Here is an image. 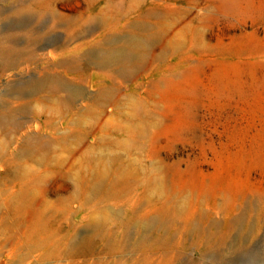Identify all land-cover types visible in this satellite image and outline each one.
I'll return each mask as SVG.
<instances>
[{"label":"rangeland","instance_id":"374dc122","mask_svg":"<svg viewBox=\"0 0 264 264\" xmlns=\"http://www.w3.org/2000/svg\"><path fill=\"white\" fill-rule=\"evenodd\" d=\"M16 1L0 0V131L3 137H12V150L21 145L20 138L36 135L37 125L46 119L43 114L27 113L32 106L41 104L45 96L38 94L30 104H25L28 89L54 80L64 90L54 98L68 97L70 87L76 84L74 74L55 72L61 64L77 62V97L71 99L69 109L61 110L57 121L60 141L75 142L77 147L98 146L100 129L79 124L77 119L102 94L116 92L119 96L103 112L110 117L109 121L134 126L150 120L125 119L120 113L123 98L153 102L157 109L154 114L161 115L164 122L149 139L139 140L138 145L142 147L139 156L162 161L174 175V188L193 194L195 199L190 209L200 210L201 215L195 219L206 234L181 233L176 231V224L147 231L145 220H132L126 206H110L111 203L104 212L108 224L98 227L89 220L90 206L81 207V197L71 203L60 235L54 234L49 223L47 234L51 241L48 244L38 247L33 240L24 239L13 255L0 254V264L128 262L142 257L134 246L147 234L153 238L152 242L169 239L176 246L168 244L164 250L150 243L157 248L152 255L155 259L181 255V260L167 264H183L186 260L194 263L204 252L213 249L212 254L218 252L220 257V262L214 264L248 263L254 261L249 256L264 252V0H142L139 13L121 18L119 29L109 34L107 40L100 32L95 33L96 27L102 25L97 18L99 5L91 9L82 0H63L50 5L26 0L31 10L18 15L12 10L21 9L23 2ZM167 3L179 12L173 31L163 30ZM178 8L184 10L180 12ZM56 10L71 18L81 15L80 41L66 43L69 38L66 30L51 27ZM149 13L153 16L145 17ZM93 17L96 20L86 25L88 18ZM18 27L26 28L25 39L39 35L42 43L39 46L46 52L42 60L26 58L32 52L28 47L21 48L24 37ZM7 33L11 44L6 41ZM172 39H178V44ZM134 42L147 48L144 58L145 54L131 53L134 59L124 68H119L112 57L105 67L98 64L97 55L114 52L118 55L129 51ZM77 44L81 47L74 50ZM50 54L58 55L53 59ZM174 76L179 77L170 79ZM22 117H29L31 128H21ZM73 118H76L75 127L69 124ZM107 135L115 140L126 139L124 132L111 129ZM51 186L53 195L67 189L63 182H53ZM92 200L97 202L95 197ZM236 215L240 216L241 226L232 230ZM49 221L54 225V219ZM122 224L132 234L129 241H122L126 244L124 250L122 244L120 248L109 246L107 235L113 226V240L121 242ZM214 233L216 237L211 241L208 236ZM233 247L237 253L232 258Z\"/></svg>","mask_w":264,"mask_h":264},{"label":"bare ground","instance_id":"6f19581e","mask_svg":"<svg viewBox=\"0 0 264 264\" xmlns=\"http://www.w3.org/2000/svg\"><path fill=\"white\" fill-rule=\"evenodd\" d=\"M32 1L36 4L50 5L63 0H31V2ZM82 1L91 9L95 8L97 5L101 6L100 14L97 15V18L101 19L102 25L101 27H96L95 33L100 32L106 40L109 38V34L117 28L119 29V21L121 18L139 13L138 9L142 3V0ZM21 2H23L21 4V9L12 10V13L19 15L31 10V8L26 5V0H21ZM173 8L174 7L169 3L166 4L165 10L167 15L163 17L164 31L165 29L173 31L174 24L179 19V12H175V8L174 10ZM179 9L180 8H178V10ZM182 10L184 9H180V12H182ZM41 11L43 12V10ZM53 15L54 21L51 27L66 30L69 37L66 43L70 44L80 41L81 15L71 18L70 16H65V14L59 10L54 11ZM150 15L153 16V13H149L145 17ZM95 20L94 17L88 18L86 25H90ZM21 27H18L17 30L25 39V37H27V35H25L26 28L22 29ZM39 30L41 31L42 29L39 27ZM163 30L161 29V32H164ZM159 32L160 31H158V34H160ZM10 33H7L8 35L6 34V41L9 43L11 41ZM12 33L15 34L16 32L13 31ZM31 34L33 35V33ZM38 36L39 35L33 39L31 37L25 40L23 39L21 43V48L25 50V48L28 47L30 50L29 52H32L31 56L25 55L27 59H37L39 61L42 60L43 55H46V52H43L42 47L39 46L41 38ZM1 39L2 37L0 35V41ZM172 40L174 44H178V39ZM54 43L57 44V42ZM63 45L66 44L63 43ZM46 47L47 46H45V48ZM74 47V50H79L81 46L77 44ZM66 48L67 50H71L68 46ZM55 50L58 49L55 48ZM146 50V47L134 42L131 44L129 51L120 52L118 55L116 54L117 52L107 55L101 54L97 55L96 58L98 64L102 65L101 67L108 65V61L112 57L113 59L115 58L114 62L118 64L119 68H124L134 59L131 53L136 52L141 55L145 54L143 56L144 58L146 56ZM58 53H60V49ZM57 55L50 54L49 57L54 59ZM64 65L65 64H61L57 70L54 69L56 70L55 73L60 74L70 71L74 74V81L78 84L79 63L76 62L71 65ZM177 77L179 76H174V78L171 77L170 79L175 80ZM76 84H74V87H70L69 84L71 88L69 95L61 100H57L54 96L63 92V87L54 80L39 84L34 89H28V99L25 104H30L29 102L34 100L32 97L38 94H45V96L42 97L41 95L43 98H41L43 100L41 104H36L34 107L32 106L33 108L28 105L27 107H31V110L25 112L28 114L34 113L35 115L43 114L46 119L43 124L37 125L36 135L33 133L19 139L20 146L16 145L15 149L12 150V137H8L7 135L3 137L0 131V254L6 253L8 255H13L20 248L24 239L33 240L38 247L48 244L51 241V237L47 234L49 223L50 227L54 230V234L60 235L63 229V218L70 212L71 203L81 197L83 199L81 207L90 206L92 214L89 220L98 227H102L108 222V216L104 212L107 210L108 204L111 203L109 204L110 206L113 204L126 206L130 211L129 217L132 220H145L144 228L147 231L152 230L154 227H165V225L176 224V231L181 233H190L194 236L198 233L206 234L205 231H201L202 229L199 226L198 219H195V217L199 216L200 210L191 211L190 209V204L192 200L195 199L193 194L189 190H177L174 188V175L171 174L169 169H167L168 167L162 161L153 159L151 156H148L147 159L139 156L142 154V147L138 145L139 140L149 139L152 136V132L160 128L164 122L161 115L154 114V111H157V109L153 102L149 103L143 101L141 98L135 97L123 98L124 105L120 113L125 119L136 120L138 118H144L150 120L146 124L134 126L126 122H110V117H107L103 112L108 105L114 102L119 96L116 92L102 94L99 101L94 100L93 104L86 106L83 114L77 119L79 124H87L91 127L100 129L101 134L97 138L98 146L87 148L83 146L77 147L75 146V142L70 144L60 141V130L57 121L62 115L61 110L63 108L69 109L71 99L75 100L77 97L78 85ZM46 94H50L51 97H46ZM21 120V128H24V126L31 128L32 121L29 117H22ZM6 122H8V120ZM1 123L2 119L0 120V124ZM69 124L75 127L76 118L71 119V123ZM0 127H2V125H0ZM42 129L44 132L41 131ZM110 129L115 130V132H124L126 139L115 140L111 138L107 135V130ZM107 144H111V146ZM53 182L57 184L63 182L66 184L67 189L64 192H55L53 195L51 190ZM94 197L97 199L96 203L92 200ZM236 216L231 226L232 230H236L241 226L240 216ZM51 219L55 220L54 225L49 221ZM124 225L122 224L120 226V229H123L122 231L124 232L122 235L123 238L119 243H117L115 239L113 240L115 235L113 226L107 231L110 240L108 242L109 246L120 248L123 240H125V242L130 240L132 234L125 227L126 225ZM214 237H216V233L208 236L211 241ZM90 241L91 240H89V242ZM152 241L153 238H151L150 234L143 236L134 246L135 250L139 252L142 257L132 260L129 259L130 261L128 262L118 260L115 264H167L177 259L181 260V255L179 254H174L166 259H155L152 255L157 249L156 247L165 250L168 244L172 247L175 245H172L169 239ZM150 243H156L159 246L157 245L154 247V245L152 244L151 246ZM179 244L181 243L177 245ZM125 245L126 244H122V250L126 249ZM234 248L235 247L231 248L230 252L232 258L237 253V249ZM214 250L215 249L204 252L194 263L186 260L183 264H203L205 262H208L207 264L218 263L220 262V257L218 256V252L212 254ZM250 257L254 258V261H248V263L242 262V264L264 263V252L251 255L248 258ZM236 264L239 263L237 262Z\"/></svg>","mask_w":264,"mask_h":264}]
</instances>
